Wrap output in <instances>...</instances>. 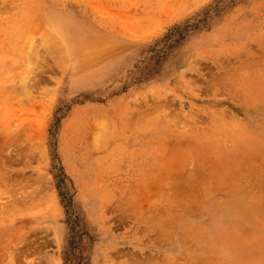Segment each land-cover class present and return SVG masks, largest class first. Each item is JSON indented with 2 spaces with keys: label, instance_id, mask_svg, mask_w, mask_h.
<instances>
[{
  "label": "rangeland",
  "instance_id": "1",
  "mask_svg": "<svg viewBox=\"0 0 264 264\" xmlns=\"http://www.w3.org/2000/svg\"><path fill=\"white\" fill-rule=\"evenodd\" d=\"M0 264H264V0H0Z\"/></svg>",
  "mask_w": 264,
  "mask_h": 264
},
{
  "label": "bare ground",
  "instance_id": "2",
  "mask_svg": "<svg viewBox=\"0 0 264 264\" xmlns=\"http://www.w3.org/2000/svg\"><path fill=\"white\" fill-rule=\"evenodd\" d=\"M53 48H54V47H53ZM53 48H52V49H53ZM255 66H256V65H255ZM124 205H125V204H124ZM127 207H128V206H127ZM128 210H129V208H128ZM166 221H167V220H166ZM169 223H170V222H169ZM169 223H168V224H169ZM168 224H167V225H168ZM170 224H171V223H170ZM163 225H164V224H163ZM169 226H170V225H169ZM162 231H163V230H162ZM167 231H168V230H167ZM163 232H164V231H163ZM163 235H164V234H163ZM165 236H166V234L164 235V237H165Z\"/></svg>",
  "mask_w": 264,
  "mask_h": 264
}]
</instances>
